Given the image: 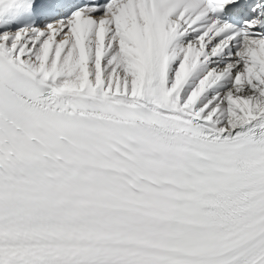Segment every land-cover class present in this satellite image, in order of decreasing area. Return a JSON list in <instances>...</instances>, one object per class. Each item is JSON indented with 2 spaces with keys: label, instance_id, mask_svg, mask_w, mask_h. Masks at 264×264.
<instances>
[{
  "label": "snow or ice",
  "instance_id": "1",
  "mask_svg": "<svg viewBox=\"0 0 264 264\" xmlns=\"http://www.w3.org/2000/svg\"><path fill=\"white\" fill-rule=\"evenodd\" d=\"M0 264H264V0H0Z\"/></svg>",
  "mask_w": 264,
  "mask_h": 264
}]
</instances>
